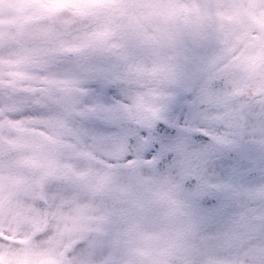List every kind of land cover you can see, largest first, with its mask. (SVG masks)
<instances>
[{
  "label": "snow or ice",
  "instance_id": "obj_1",
  "mask_svg": "<svg viewBox=\"0 0 264 264\" xmlns=\"http://www.w3.org/2000/svg\"><path fill=\"white\" fill-rule=\"evenodd\" d=\"M124 2L39 0L19 50L0 51V125L41 133L62 181L35 242L0 237V264H168L189 235L196 255L175 264H264V99L241 96L227 61L209 66L214 46L195 26L155 36L105 23ZM161 234L157 254L102 256Z\"/></svg>",
  "mask_w": 264,
  "mask_h": 264
},
{
  "label": "rangeland",
  "instance_id": "obj_2",
  "mask_svg": "<svg viewBox=\"0 0 264 264\" xmlns=\"http://www.w3.org/2000/svg\"><path fill=\"white\" fill-rule=\"evenodd\" d=\"M178 9L179 15H169V9ZM188 16L185 18V11ZM264 12V0H126L117 11L101 13L104 22L118 32L128 27H134L147 35L159 36L164 32H178L189 37L188 31L195 26L198 33L207 38L213 44V49L208 52L209 66L220 64L224 61L231 63L238 70H247L249 60L261 61L264 58V32L261 30L263 23L259 14ZM263 29V28H262ZM217 40L220 41L217 44ZM238 62H242L239 64ZM226 63V64H227ZM225 64V65H226ZM1 135V133H0ZM6 148L0 145V152ZM38 149L28 146L26 154L21 161H35ZM50 156H54L50 158ZM41 166L47 168L50 173H56L54 168L60 161L59 153L46 154ZM49 173V174H50ZM30 175L24 169L15 166L0 167V220H5L13 225V235H4L0 231V237L5 241L23 244L22 238L27 236L28 241L40 235L47 227L46 209L43 206L45 194L53 182L40 180L41 193L33 192V179L30 184L25 183V177ZM47 175V174H46ZM22 187V188H21ZM21 188V189H19ZM91 198V197H90ZM43 214L44 219H38ZM165 237L161 234L153 237V245ZM188 240V238H186ZM146 241H135L129 237L121 240L119 244L104 249L102 256L113 255L117 258H125L132 247L148 246ZM164 244V243H163ZM197 244L190 245L197 248ZM120 245V246H119ZM145 248L156 254L154 246ZM161 244L158 250H164ZM158 252V251H157ZM159 253V252H158ZM195 255L187 257L194 258ZM171 257L167 256L168 264Z\"/></svg>",
  "mask_w": 264,
  "mask_h": 264
},
{
  "label": "flooded vegetation",
  "instance_id": "obj_3",
  "mask_svg": "<svg viewBox=\"0 0 264 264\" xmlns=\"http://www.w3.org/2000/svg\"><path fill=\"white\" fill-rule=\"evenodd\" d=\"M14 16L15 19L10 20ZM38 16L39 0H0V51L5 54L18 51L21 44L26 40L28 33L39 23ZM10 35L12 36L10 37ZM262 56L264 57V54ZM260 60L255 62L249 60L248 62L252 64H247L246 68L248 69L241 71L235 68L231 64L232 62L224 65L223 74L238 87L241 96L248 97V94L252 93L257 99H264L260 94H254L257 93V90L264 91V58ZM238 63L242 64V62ZM0 133V145L8 148L0 154V157L8 154L12 149L28 148L32 145V147L38 149L36 155L38 161H35L34 167L35 176L37 178L43 177L44 171L39 163L42 162L41 160L45 158L46 154L53 153H48L38 143L42 134L27 126L10 125L8 123L0 125ZM53 157L50 156V158ZM17 162L18 159L12 162H4L0 159L1 167L15 166L21 168V165ZM254 199V197H249L250 205L253 204ZM196 243L198 241L192 236H184L176 248L168 249L169 253L174 255V264L178 259L196 255L197 248L190 246Z\"/></svg>",
  "mask_w": 264,
  "mask_h": 264
},
{
  "label": "clouds",
  "instance_id": "obj_4",
  "mask_svg": "<svg viewBox=\"0 0 264 264\" xmlns=\"http://www.w3.org/2000/svg\"><path fill=\"white\" fill-rule=\"evenodd\" d=\"M261 22H264V21H261ZM254 94H260L262 97H264V91H260V90H257V93H254ZM45 219L47 220V215L45 216Z\"/></svg>",
  "mask_w": 264,
  "mask_h": 264
}]
</instances>
